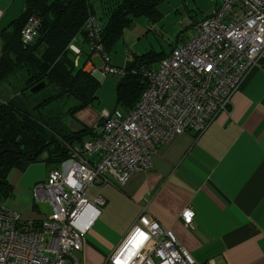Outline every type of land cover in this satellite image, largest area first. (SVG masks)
I'll return each mask as SVG.
<instances>
[{
	"label": "built area",
	"instance_id": "1",
	"mask_svg": "<svg viewBox=\"0 0 264 264\" xmlns=\"http://www.w3.org/2000/svg\"><path fill=\"white\" fill-rule=\"evenodd\" d=\"M215 3L213 16L194 25L188 40L154 68L132 71L147 83L132 110L102 111L97 137L67 146L68 159L35 188V194L42 193L50 204V215L27 221L0 206V264H81L83 238L105 206L88 190L103 184L123 186L131 175L152 167L156 144L188 131L198 136L218 113H228L233 94L253 69L264 64V0ZM39 26L37 17L28 18L20 32L23 44L34 42ZM102 28L93 14L82 28L89 54L85 67L100 79L110 74L124 77L127 71L113 67L103 49ZM69 50L75 56L80 53L71 46ZM94 58L101 61L100 68ZM180 218L192 229L191 207ZM107 262L194 264L174 233L145 213Z\"/></svg>",
	"mask_w": 264,
	"mask_h": 264
},
{
	"label": "crops",
	"instance_id": "2",
	"mask_svg": "<svg viewBox=\"0 0 264 264\" xmlns=\"http://www.w3.org/2000/svg\"><path fill=\"white\" fill-rule=\"evenodd\" d=\"M117 1L88 0L93 15L101 22H106L107 11ZM25 3L26 0H0V55L1 34L24 11ZM216 7L215 0H164L158 8L162 16L158 23L151 24L145 18L133 21L129 28L136 30L138 40L144 39L140 43L135 39L124 40L123 45L115 47L117 41L109 53L111 65L125 69L132 56L148 52L168 55L189 38L182 42L177 39L175 43V18L186 14V26L192 28L213 16ZM153 34L157 38H151ZM165 38L173 42L168 48L163 43ZM127 44L135 49L130 50V59L129 53H124ZM69 46L80 52L74 58L75 70L81 68L88 73L84 33L75 36ZM115 49H123L126 57L123 64L122 59L114 60ZM97 61L94 58V64ZM7 102L28 111L19 97ZM74 102L70 108L75 109L74 114L59 119L57 127L65 134L81 133L83 130L69 129L68 120H75L84 130L92 128L93 132L73 144H65L66 148L95 139L103 121L101 112L111 111L103 108L95 112L96 100L87 108L76 110L79 102L76 99ZM45 166L49 168L47 180L56 166ZM43 178L42 169L35 165L30 164L22 171L12 169L7 176L12 192L2 205L23 220L47 217L52 212L50 204L42 193L35 194ZM88 195L102 198L105 206L83 238L81 264H110L108 257L125 241L133 223L144 213L174 233L194 264H264V64L253 69L233 94L228 113H218L201 134L188 131L156 144L148 171L131 175L123 186H94ZM187 207L194 212L192 229L186 228L180 218Z\"/></svg>",
	"mask_w": 264,
	"mask_h": 264
},
{
	"label": "trees",
	"instance_id": "3",
	"mask_svg": "<svg viewBox=\"0 0 264 264\" xmlns=\"http://www.w3.org/2000/svg\"><path fill=\"white\" fill-rule=\"evenodd\" d=\"M163 1L118 0L107 11L103 24V49L110 53L135 19L142 17L151 24L158 23L162 18L158 8ZM92 14L88 0H26L24 11L1 34L0 81L20 70L25 72L23 92L42 84L45 86L39 92L50 88L53 92L30 111H21L7 101H0V206L12 192L7 181L12 169L22 171L41 161L58 168L69 157L65 144H73L84 134L93 132L87 127L78 134L71 131L65 134L57 127L59 119L53 123L42 112L45 105L65 96L79 102L76 110L85 109L96 100L99 82L81 68L75 70V55L69 50L70 42L82 32ZM31 16L39 19L40 26L34 42L25 45L20 32ZM165 56L153 52L132 56L125 67L126 75L117 84L115 109L132 110L146 88L145 79L132 71L141 66L154 68ZM74 111L70 110L68 115Z\"/></svg>",
	"mask_w": 264,
	"mask_h": 264
},
{
	"label": "rangeland",
	"instance_id": "4",
	"mask_svg": "<svg viewBox=\"0 0 264 264\" xmlns=\"http://www.w3.org/2000/svg\"><path fill=\"white\" fill-rule=\"evenodd\" d=\"M183 15H184L183 18L181 15H178L177 18H175V43L177 39L179 40V42H182L185 38L190 37V35L193 32V27L189 28L188 26H186L188 23L186 14H183ZM138 20H141V19L138 18ZM103 22L105 23V20H103ZM136 33H137L136 30L132 27V29L124 33V36H122L119 40H117L118 45H116L115 47H119V44L123 45V41L129 40V39H135L137 43H140V41L143 40L144 38H142L141 40H138V38L136 37ZM150 36L151 38H154L155 35L153 34ZM155 38L157 37L155 36ZM152 42L155 43L157 49H160V46L157 44L155 40ZM163 43H165V48H168L169 45L173 42L171 41L168 42V40L165 38V42ZM127 45H128L127 46L128 48L124 50V53L125 54L129 53L128 58L130 59L132 56L130 50L134 51L135 49L131 48L129 44ZM122 51L123 49L122 50L120 49V51L115 49V51L112 52L113 58L115 57L114 60H116V57L118 60L120 59V61L122 59V61L120 62L121 64H123L124 63L123 61H125L126 59L125 54L123 55ZM95 65L97 68H100L102 66V63L100 60H98L97 62H95ZM120 68H123V67H120ZM24 76H25V72L19 70L13 73L11 76H9L7 80L0 81V101H12L14 98L19 97V99L23 103L22 105L26 107V110L30 111L33 109V107H35V105L38 104V102H40V100L43 99V97L48 95V93L53 92V90L50 88L48 90L44 89L34 94H30L29 91L24 92V94H21V90L23 88V77ZM121 78L122 77L119 74H115V75L110 74V75H107L105 78L97 80L99 82V87L96 92L97 99L93 107L95 112H98V111L101 112L103 108H107L111 111L115 109L116 88H117L118 81ZM74 100H75L74 98L66 97V96L63 98H58L50 102L49 104L45 105L42 112L44 114H47L49 116V119H51V122L53 123H55L56 119H61V120L68 119V113L70 111V108L75 104ZM13 106L16 107L15 105ZM118 111L121 113H126L121 107L118 108ZM33 112L36 114V110H34ZM69 121L70 120H68V122ZM33 165L38 166L42 169L43 174H44L43 182L46 181L45 174H46L47 169L49 168L45 166V163L41 161V162L31 164V166Z\"/></svg>",
	"mask_w": 264,
	"mask_h": 264
},
{
	"label": "water",
	"instance_id": "5",
	"mask_svg": "<svg viewBox=\"0 0 264 264\" xmlns=\"http://www.w3.org/2000/svg\"><path fill=\"white\" fill-rule=\"evenodd\" d=\"M44 86H45L44 84L35 86L29 90V93L34 94L38 92L39 90H41ZM68 126H69V129L74 132H81L83 130V128L75 120H70L68 123Z\"/></svg>",
	"mask_w": 264,
	"mask_h": 264
},
{
	"label": "snow or ice",
	"instance_id": "6",
	"mask_svg": "<svg viewBox=\"0 0 264 264\" xmlns=\"http://www.w3.org/2000/svg\"><path fill=\"white\" fill-rule=\"evenodd\" d=\"M185 215H187V216H191V213H186Z\"/></svg>",
	"mask_w": 264,
	"mask_h": 264
}]
</instances>
